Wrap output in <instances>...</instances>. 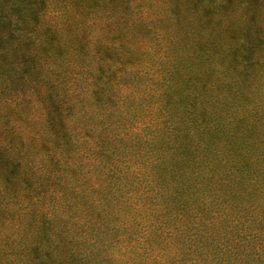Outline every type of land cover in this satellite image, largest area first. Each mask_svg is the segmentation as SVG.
Returning a JSON list of instances; mask_svg holds the SVG:
<instances>
[{
    "label": "rangeland",
    "instance_id": "rangeland-1",
    "mask_svg": "<svg viewBox=\"0 0 264 264\" xmlns=\"http://www.w3.org/2000/svg\"><path fill=\"white\" fill-rule=\"evenodd\" d=\"M203 102L210 116L202 119L211 123L215 114L220 132L233 126L235 111L264 132V0H0V229L15 232L2 226L12 202L29 204L30 230L51 212L61 224L84 227L86 211L94 213L90 192L76 195L84 185L110 200L118 194L122 217L140 237L148 214L157 224L181 226L163 213L166 204L188 222L180 196L164 198L178 177L162 167V151L151 143L162 131L178 146L186 137L182 111L199 118ZM222 136L220 154L232 144L228 131ZM134 169L140 177L131 176ZM148 172L159 179L151 189ZM207 199V231L216 226L220 243L205 240L199 223L171 231L165 248L183 249L167 263L196 264V234L203 255L197 264H207L209 254L215 264H264V198L247 192ZM100 227L86 230L95 240L85 248L90 264H121L107 250L120 234ZM45 230L55 236L60 227ZM133 257L158 264L143 253Z\"/></svg>",
    "mask_w": 264,
    "mask_h": 264
},
{
    "label": "trees",
    "instance_id": "trees-1",
    "mask_svg": "<svg viewBox=\"0 0 264 264\" xmlns=\"http://www.w3.org/2000/svg\"><path fill=\"white\" fill-rule=\"evenodd\" d=\"M201 108L202 116L194 120L191 112L182 111V116L178 121H180L179 125L182 128L184 126L182 133L186 137L185 139L181 137L183 140L178 146L171 143V139H168L162 131H159L161 137L151 143L153 148H157L155 150L162 151L160 152L162 154L158 152L163 155V159L161 158L159 161L162 163V167L165 169L169 167V172H173L174 176L178 177V179L168 183L164 198L180 196L178 199L183 201V210L190 216L188 222H182L186 217L177 212L175 206L166 204L162 207L163 213L173 215L176 220H179L178 223L181 226L177 224L169 226L167 222H165L166 224H157L158 221L153 222L152 215L148 214L145 220L144 236L140 237L138 228H132L131 223L122 217L125 212L122 210L123 206L118 204V194L115 201L110 200L104 190L98 189L97 186L84 185L81 189L76 190V195L83 198L86 190H88L91 194L90 205L94 209V213L86 211L88 214L83 220L84 227L80 225L74 229L72 226L61 224L58 222L57 216L51 212L41 218L43 226L34 224L30 230L28 226H31L32 222L29 220L33 215L29 209V204L18 206L17 202H12L11 206L3 208L9 217L6 218L7 224L6 221H3L2 226L12 225L15 232L11 234L0 229V264H90L91 261L88 259L85 248L90 246L89 244H94L95 240L88 236L86 230L88 228H93V231L95 229L101 230L100 226L105 227V225L108 233L120 234V238L109 242L107 250L109 254L113 252L114 262L119 263L121 261V264H143L139 260H134L133 257V255L138 256L140 253L151 257V260L158 264H169L167 262L171 258L175 261L174 256L180 254L183 248L171 246L168 251L165 248L166 244L163 243V237L166 233L180 228L192 229L194 226H190V224L194 225V223L201 224V228H197V230H206L208 233L205 240L220 243L223 236L216 226L211 227V232L207 231L210 229L208 227L210 218L208 212L211 211V205L207 199L208 195H215V199L221 202H226L234 197L240 199L242 194L244 196L247 192L250 198L256 193L264 198V184L262 186L260 184V180L264 176V132L259 130L261 128H257L258 125L254 124L255 122L235 111L233 112V126L228 130L225 129L229 133L227 138L232 141V144L226 143V151L224 149L220 154L217 146L221 143L222 134L226 131L220 132L222 131L221 127L212 124L216 121L215 114H213L211 123L204 122L203 119L208 118L210 112L205 102L202 103ZM234 122H238V124L236 125ZM158 129L161 130L162 128L158 127ZM195 140H197L196 143H194ZM218 141L220 142L216 146ZM259 152H262L261 156L259 154L255 156ZM150 163L153 164L152 161ZM153 166L157 167L156 163ZM109 169L112 174L115 173L111 168ZM139 170L130 171L131 176L140 177ZM164 175L163 178L167 179V174ZM147 177L149 189L158 184L159 179L153 177L149 172ZM103 178L104 176L101 178L102 181H104ZM257 184L260 185L258 188ZM54 192L58 196L61 195L57 190ZM145 198L150 200L152 196L150 198L147 193ZM132 203H134L135 208L142 206L147 209L146 206H143L144 204H140L137 200L134 202L132 199L130 204ZM217 203L215 205H218ZM223 210L226 212L225 208ZM156 211L157 214L161 212L158 209ZM229 211L228 209L227 212L229 213ZM248 213L257 216L258 209L250 206ZM185 219L184 221H186ZM51 226L60 227L58 234L52 236L47 232L44 235L45 229ZM141 228L143 229V225ZM133 229H136L137 236L132 237L133 233L129 232ZM51 238L53 241L46 244L45 242ZM201 243L202 239L197 238L196 234L195 237L190 238L191 249L199 255L195 261L196 264L202 255ZM37 244H39L38 247ZM186 245L188 243L183 239V246ZM209 255L203 260L207 264L211 261L215 264L213 256Z\"/></svg>",
    "mask_w": 264,
    "mask_h": 264
}]
</instances>
